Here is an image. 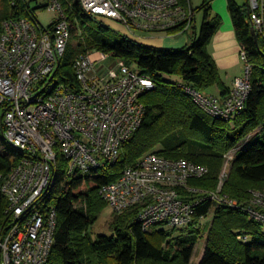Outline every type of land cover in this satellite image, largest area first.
<instances>
[{
  "label": "built area",
  "instance_id": "obj_1",
  "mask_svg": "<svg viewBox=\"0 0 264 264\" xmlns=\"http://www.w3.org/2000/svg\"><path fill=\"white\" fill-rule=\"evenodd\" d=\"M79 2L84 14L119 23L132 38L139 37L136 31L176 35L189 29L195 19V12L181 0ZM249 2V21L257 33L263 32V2ZM45 6L58 14L49 26L35 14L7 18L0 35L3 136L23 154L11 156L8 168L2 167L0 160V188L6 198L5 220L0 225V264L48 262L58 229V211L49 203V196L59 174L95 175L116 163L146 116L143 95L155 88L150 76L98 49L81 52L74 62L76 81H65L61 63L73 36V24L62 0H47ZM240 56L245 72L234 79L226 96L207 95L186 86L196 103L212 116L233 119L246 107L252 65L243 46ZM103 61L116 66L105 69ZM4 150L1 145L0 154L4 155ZM209 173L206 165L148 152L116 180L101 185L99 192L114 212L138 206L137 219L145 230L155 225L204 228L207 216H200L198 222L196 218L198 207L206 201L238 206L236 199L222 192L223 182L216 191L190 184ZM245 209L264 223V191L252 190ZM239 237L248 240L247 235Z\"/></svg>",
  "mask_w": 264,
  "mask_h": 264
},
{
  "label": "trees",
  "instance_id": "obj_2",
  "mask_svg": "<svg viewBox=\"0 0 264 264\" xmlns=\"http://www.w3.org/2000/svg\"><path fill=\"white\" fill-rule=\"evenodd\" d=\"M62 1L73 24V36L77 38L76 45L68 47L61 63L65 81H76L74 62L81 52L98 49L150 76L155 88L143 95L146 116L141 127L124 144L116 163L95 175L59 174L49 196V203L58 211V229L46 264H191L204 228L155 225L145 230L137 219L138 206L114 213L113 234L92 237L90 228L108 204L99 192L100 186L116 180L144 154L157 152L167 158H185L208 166L210 173L191 180L190 184L216 191L226 155L259 128L253 140L235 153L222 187V192L236 199L238 206L208 200L198 207L196 222L200 216L213 212L206 250L199 264H264V223L253 219L245 209L252 190L264 191V31L258 33L257 41L249 21L250 2L239 5L229 0L238 40L252 65V89L246 107L235 118L225 119L207 113L186 89L192 86L203 91L217 86L223 96L231 90L209 51L210 42L222 25L221 16L212 13L213 0H204L199 8L193 6L192 0H181L194 12L204 13L199 34L191 44L181 48L144 45L104 22L94 28L91 21L95 19L83 13L79 0ZM0 2L4 5L0 8V35L5 19L30 18L35 14L30 0ZM167 75L179 77L184 83L179 84ZM1 145L5 149V154H0L2 167L11 165V156H23L8 145L3 133ZM60 159L63 163V158ZM5 205L6 198L0 188V225L5 220ZM240 235H247L248 240L241 239Z\"/></svg>",
  "mask_w": 264,
  "mask_h": 264
},
{
  "label": "crops",
  "instance_id": "obj_3",
  "mask_svg": "<svg viewBox=\"0 0 264 264\" xmlns=\"http://www.w3.org/2000/svg\"><path fill=\"white\" fill-rule=\"evenodd\" d=\"M239 5H244L249 0H234ZM264 6V0H262ZM193 4V3H192ZM212 13L222 18V25L214 34L209 51L212 54L221 76L228 87H232L236 77L242 76L245 72V64L241 59L240 50L242 44L238 40L232 16L229 10V0H213ZM194 6V5H193ZM197 14L189 29L176 35L161 34L148 35L143 38L150 46L157 48H181L193 42L199 34L200 28L197 24ZM216 94V93H213ZM218 94L220 89L218 88ZM204 255V254H203Z\"/></svg>",
  "mask_w": 264,
  "mask_h": 264
},
{
  "label": "rangeland",
  "instance_id": "obj_4",
  "mask_svg": "<svg viewBox=\"0 0 264 264\" xmlns=\"http://www.w3.org/2000/svg\"><path fill=\"white\" fill-rule=\"evenodd\" d=\"M46 2H47V0H33L31 5H32V8H34L35 15L38 17L40 22L46 26H49L53 22V20L57 18L58 14L56 11L45 6ZM203 2H204V0H192V3H193L195 8H199L203 4ZM2 6H4V5L2 2H0V8ZM196 14H197V21L196 22H197V24L201 30V26H202V23L204 20V13L202 10H198L196 12ZM99 22H104L106 25L111 27L113 30L119 31L122 34H126V30L121 24L116 23L112 20H108V19L97 18V21H95V20L91 21L92 27H94V28L98 27V24H100ZM136 33L141 38L136 37V36H133V37L136 38L140 43H142L144 45H149L147 40H145L143 38L144 36L160 35L159 33L168 34L167 32L149 33V32H143V31H136ZM76 43H77V38L72 36L70 39V42H69V48L71 46L76 45ZM102 63H103V66H105L104 67L105 69H106V67H109V66H111V67L116 66V64L114 62H112L109 66H108V64H109L108 61H103ZM167 78H171L174 81L178 82L179 84L184 83V81L179 77H171V76L167 75ZM203 92L207 95L213 94V93L218 94V87L213 86V87H210L209 89L203 90ZM260 129L261 128L252 132L245 140H243L240 143V145L237 148H235L229 154L226 155L224 165H223L221 173L219 175V185L217 187V190L221 186L222 182H223V185L226 182V179H227L228 174H229L230 169H231L232 159L234 158L235 153L239 149H242L244 146L248 145L253 140L254 136L260 131ZM2 133H3V129H2V121H1V115H0V134L2 135ZM251 195H252V191H251ZM114 213L115 212H114L113 208L109 204H106V206L102 210L98 220L90 228V233H91L92 237L97 238L99 235H102V234H107V235L113 234L114 231L111 227V222L114 218V215H115ZM213 217H214V214H213V212H211L207 215L206 220H204V222H203L204 230L202 232V238L197 243L195 252H194L192 260H191V264H199L203 258V254L205 253L206 246H207L208 227H209V223L212 222Z\"/></svg>",
  "mask_w": 264,
  "mask_h": 264
},
{
  "label": "water",
  "instance_id": "obj_5",
  "mask_svg": "<svg viewBox=\"0 0 264 264\" xmlns=\"http://www.w3.org/2000/svg\"><path fill=\"white\" fill-rule=\"evenodd\" d=\"M252 33H253L255 39L258 41V33L254 27H252Z\"/></svg>",
  "mask_w": 264,
  "mask_h": 264
}]
</instances>
